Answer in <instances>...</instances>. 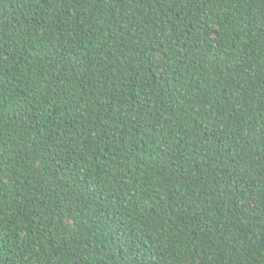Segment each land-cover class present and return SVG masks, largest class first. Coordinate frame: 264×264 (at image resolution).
Listing matches in <instances>:
<instances>
[{"label": "trees", "instance_id": "trees-1", "mask_svg": "<svg viewBox=\"0 0 264 264\" xmlns=\"http://www.w3.org/2000/svg\"><path fill=\"white\" fill-rule=\"evenodd\" d=\"M0 264H264V0H0Z\"/></svg>", "mask_w": 264, "mask_h": 264}, {"label": "snow or ice", "instance_id": "snow-or-ice-1", "mask_svg": "<svg viewBox=\"0 0 264 264\" xmlns=\"http://www.w3.org/2000/svg\"><path fill=\"white\" fill-rule=\"evenodd\" d=\"M160 55L166 56V52H161ZM140 62H142V54H141ZM247 103H248V101H245V104H247Z\"/></svg>", "mask_w": 264, "mask_h": 264}]
</instances>
